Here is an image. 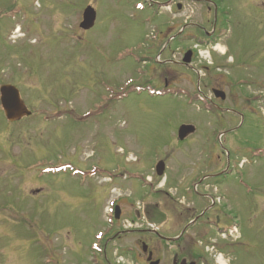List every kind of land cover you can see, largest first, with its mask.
<instances>
[{
	"label": "rangeland",
	"instance_id": "rangeland-1",
	"mask_svg": "<svg viewBox=\"0 0 264 264\" xmlns=\"http://www.w3.org/2000/svg\"><path fill=\"white\" fill-rule=\"evenodd\" d=\"M211 1L208 12L191 0L181 11L165 0H0V85L30 112L9 122L0 111V264H143L140 239L177 237L184 209L216 197L221 226L237 232L217 236L201 219L188 233L208 236L194 250L207 264H264V0ZM87 7L96 19L83 31ZM205 67L250 106L206 111ZM183 125L195 133L179 141ZM173 242H161L167 255L184 256L185 235Z\"/></svg>",
	"mask_w": 264,
	"mask_h": 264
},
{
	"label": "flooded vegetation",
	"instance_id": "flooded-vegetation-1",
	"mask_svg": "<svg viewBox=\"0 0 264 264\" xmlns=\"http://www.w3.org/2000/svg\"><path fill=\"white\" fill-rule=\"evenodd\" d=\"M194 2H199L201 4L206 5V11H211L214 8H211L212 1L211 0H191ZM160 7H163V5H159ZM170 7V10L174 7L176 10L181 11L182 10V5L178 0H165V5ZM214 10V9H213ZM211 32V31H210ZM216 30L213 29L210 34L207 35V39L213 38L215 35ZM215 39V38H214ZM210 40V39H209ZM208 41H203L205 42V46H208L211 44V42ZM214 42H212L213 44ZM227 52H231V49L227 47ZM227 54V53H226ZM225 52L223 53L222 57H225L226 60L229 59V56H227ZM194 60V53L193 51L191 52V59L190 63L188 65H185L183 63H180L182 66H189ZM220 67H205L204 68V77H199V81H202L200 85H198V90L200 92L204 91V93H201V98L203 101V107L206 111H209L212 115H214L217 111H220L222 114L223 113H228L230 115H237V112L233 109H230L231 106L238 108L237 102L240 101V106L241 108H248L250 106V103L252 102V97H245L242 98L241 94H239V89L236 88L235 85H231L227 79H223L222 81V75L220 74ZM227 84L224 86H221V84ZM167 86V83L165 81L164 83ZM1 86L4 85H0ZM241 96L238 98V96ZM234 97V98H233ZM227 98H231V105L230 107H225L224 103L226 102ZM0 111L4 116V113L2 111L1 105H0ZM5 117V116H4ZM22 119V118H21ZM20 119L16 120L19 121ZM15 121V122H16ZM12 124V123H10ZM153 172H155V167L152 169ZM109 182V180H108ZM152 184V183H151ZM149 185V184H147ZM218 197H216L215 201L211 202L210 206L203 207L201 209H197L191 204V206H187L184 209V212H182L179 216L180 218L188 219L182 228L180 234L173 238V239H167V238H161L157 237L155 239L153 238H148V239H140L139 244L141 246L142 254H141V261L143 264H152L157 262V264H197V261H200L201 264H207L204 263L205 259H203V256L201 253L194 250V249H201L202 246V241L197 242V239L203 240V238H206L208 234L204 231H201L199 233L193 232L192 235H189L188 231L189 229L193 228L195 225H197L201 219H205L204 225H208L210 228L214 229L216 232V235H228L226 238H231L233 236V227L230 228H223L221 226V222L224 220V217H222V214L219 210L215 209L216 204H219L220 201H216ZM222 200L221 198H219ZM184 201V200H183ZM156 234V233H153ZM187 234V235H186ZM185 235V239L189 243L188 249L186 251V254L183 256L180 253L183 252V250L180 249V251H175L172 249L170 255H167L165 251V247L161 245V242L165 243H174L173 241L177 242L179 240H182V238ZM171 240V241H168ZM195 240V241H193ZM185 241V240H184ZM212 242V241H211ZM214 242V241H213ZM186 243V242H184ZM196 243H198L199 247H196ZM146 244V246H145ZM214 244L217 245L216 242ZM230 244V243H227ZM233 245V244H232ZM195 246V247H194ZM197 257V259L191 260L192 257ZM137 264H142V263H137Z\"/></svg>",
	"mask_w": 264,
	"mask_h": 264
},
{
	"label": "water",
	"instance_id": "water-1",
	"mask_svg": "<svg viewBox=\"0 0 264 264\" xmlns=\"http://www.w3.org/2000/svg\"><path fill=\"white\" fill-rule=\"evenodd\" d=\"M96 19L95 11L91 7H87L83 11L82 22L79 28L83 31H88L93 28ZM191 53L187 52L184 56L182 63L188 65L190 63ZM0 105L4 113L5 118L9 122H14L18 119L28 117L30 112L25 108L23 102L20 99L18 90L10 85H4L0 88ZM195 132L192 126H181L178 129L177 137L179 141H183L185 138ZM164 172V164L159 162L155 167V173L157 177H161ZM120 217V211L118 207L114 209V219L117 221ZM157 264V262L152 263Z\"/></svg>",
	"mask_w": 264,
	"mask_h": 264
},
{
	"label": "bare ground",
	"instance_id": "bare-ground-1",
	"mask_svg": "<svg viewBox=\"0 0 264 264\" xmlns=\"http://www.w3.org/2000/svg\"><path fill=\"white\" fill-rule=\"evenodd\" d=\"M218 264H224V262H222V260L219 258Z\"/></svg>",
	"mask_w": 264,
	"mask_h": 264
},
{
	"label": "trees",
	"instance_id": "trees-1",
	"mask_svg": "<svg viewBox=\"0 0 264 264\" xmlns=\"http://www.w3.org/2000/svg\"><path fill=\"white\" fill-rule=\"evenodd\" d=\"M203 45H205V42H201Z\"/></svg>",
	"mask_w": 264,
	"mask_h": 264
}]
</instances>
